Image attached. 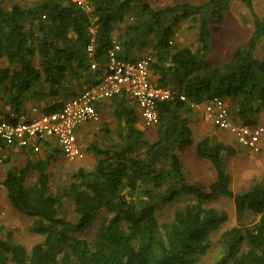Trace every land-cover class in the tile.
Listing matches in <instances>:
<instances>
[{
    "label": "trees",
    "instance_id": "16d2710c",
    "mask_svg": "<svg viewBox=\"0 0 264 264\" xmlns=\"http://www.w3.org/2000/svg\"><path fill=\"white\" fill-rule=\"evenodd\" d=\"M89 1L91 12L73 0H40L29 6L0 2V60L8 65L0 67V100L9 109L5 117L23 112L39 81L60 85L73 62L77 72L91 70L86 54L91 27L96 29L99 69L115 34L123 52L151 46V68L160 76L156 82L187 100L176 96L158 103L159 122L150 140L138 127L137 104L125 94L114 96L118 139L105 148L94 145L95 165L79 168L63 190L51 182L54 155L8 169L1 182L9 203L31 219L29 230L44 239L27 248L11 235L4 238L0 229V264H203L214 244L212 232L228 220L226 211L210 205L222 196L234 201L240 221L249 213L259 218L222 231L212 264H264V178L236 193L226 163L237 149L210 134L196 138L186 115L191 102L221 97L232 105L234 121L256 124L255 115L264 109V58L255 56L264 39V20L253 13V32L229 61L214 66L209 59L211 26L223 22L231 2L251 8L253 0L176 2L159 8L148 0ZM185 20L198 29L195 48L174 46ZM187 148L211 162L215 180L189 182L181 158ZM182 195L194 200L160 223L158 213ZM66 197L73 218L63 214ZM90 228L94 232L88 238L80 236Z\"/></svg>",
    "mask_w": 264,
    "mask_h": 264
},
{
    "label": "rangeland",
    "instance_id": "374dc122",
    "mask_svg": "<svg viewBox=\"0 0 264 264\" xmlns=\"http://www.w3.org/2000/svg\"><path fill=\"white\" fill-rule=\"evenodd\" d=\"M2 1L6 4H10L11 2H20L29 6L40 0H0V2ZM148 1L153 7L159 8L171 5L176 2H191L194 4H200L206 0ZM253 13L258 14V16L264 20V0H253L251 8L240 1H233L229 5V8L224 12L223 22L221 24H214L211 26L212 50L209 59L214 66H220L229 61L233 52L249 40L254 30ZM197 30L198 29L192 20H185L181 22L177 28V35L174 38V46L177 48H195L197 46ZM255 56L259 59L264 58V39H261L258 42L257 48L255 50ZM4 65H6V62L4 60H0V66ZM228 107L232 109L231 104ZM255 118L257 121L256 124L264 125V109L260 111L259 114L255 115ZM238 122L244 123V121L241 120ZM137 124L138 127L141 128L139 122ZM103 125L102 122L93 121L88 124H83L78 129L81 139V141L79 139V142L83 148L84 157L74 161H68L67 159L59 158L57 163L50 167L51 182L54 187H58L59 190L65 189L66 185L69 184L71 176L79 168L91 169L95 165V154L94 151L90 149L93 144L97 143L99 146L105 148L107 144H110V142H108L110 138L113 137L114 139H118L120 127H117V121L114 124H109L108 128L110 129V132H107L106 127ZM89 128L90 134L87 135L86 129ZM215 129H217L216 126ZM144 130L146 131L147 138L150 140L155 138V126L144 128ZM218 130L220 131V134H213L212 136L216 137L217 140H220L225 144L235 147L237 150L242 149V152L244 153L237 154V156L230 158L226 163V169L232 177L231 188L236 193H243L249 189L252 184L264 178V170L262 169L263 171H261L258 164L256 163H253L255 168L251 169V161L249 158L251 154H245V147L238 143L236 137L230 131H221L219 128ZM200 131V128L195 130L196 138H202L200 135L205 134V132ZM255 154H264V142L261 151ZM13 158L15 161L13 164H23V161L18 160L16 156ZM181 158L186 168L187 179L189 182H202L209 184L215 180L216 171L213 168L211 162L208 159L197 157L193 148H187L183 153H181ZM7 167L10 168L8 164H3L0 167V181L6 176ZM35 177V174L29 175V180L33 182ZM4 190V187L0 185V229L2 230V234L4 238H6L8 235H11L16 242L23 244L27 248H31L35 243L44 239V237L34 234L29 230L31 219L23 213H18L12 207L7 198V192ZM188 200H194V198L182 195L171 203L166 204L160 213H158L160 223L169 221L172 218L174 211L178 207L183 206V204ZM210 205L219 210L226 211L228 213V220L222 224L220 229L212 232L214 244L203 257V264H212L215 257L218 255L217 248H219V246L216 244V242L219 238V234L222 231L241 223L251 224L257 221L259 218L258 216L255 217L254 214L249 213L245 215V218H243L242 221H240L237 217L234 201L224 196L216 199ZM63 214L71 218L74 217L73 205L70 199L67 197L64 200ZM93 232L94 228H90L87 231L80 233V236L87 237Z\"/></svg>",
    "mask_w": 264,
    "mask_h": 264
},
{
    "label": "built area",
    "instance_id": "2783aa9c",
    "mask_svg": "<svg viewBox=\"0 0 264 264\" xmlns=\"http://www.w3.org/2000/svg\"><path fill=\"white\" fill-rule=\"evenodd\" d=\"M80 7L91 12L93 7L89 0H73ZM86 46V54L92 69L98 68L95 60L97 42L96 29ZM122 49L117 37L107 51L106 69L100 80L79 95L64 101L62 107L55 111L40 112L26 117L24 114L11 113L10 118H0V150L5 144H18L39 151L42 144L55 138L62 153L68 161L84 157L77 131L80 125L99 119L97 103L103 99L125 94L137 104L144 126L151 127L159 122L157 105L159 102L178 96L187 100L184 94H178L172 87L156 84L152 80V54L137 59H124L119 56ZM196 103L191 102L194 106ZM204 117L221 130L230 131L238 143L254 152L263 148L264 126L234 121L225 99L213 97L201 102ZM36 110V109H34Z\"/></svg>",
    "mask_w": 264,
    "mask_h": 264
},
{
    "label": "crops",
    "instance_id": "0c3cea01",
    "mask_svg": "<svg viewBox=\"0 0 264 264\" xmlns=\"http://www.w3.org/2000/svg\"><path fill=\"white\" fill-rule=\"evenodd\" d=\"M115 37H117L116 34H115ZM122 49L119 53V56L124 59H137V58L144 57L148 54H152L151 46L137 45L136 47H133L131 50L127 52H123ZM35 61L39 62V59L36 58ZM6 66L8 65H4L0 67H6ZM76 67H77V63L73 62L72 67H69L66 72L67 78L60 85L52 86L51 84L45 82L44 80L39 81L33 88L34 97L33 98L30 97L26 99V102L24 104V109H23V112H21V114H24L26 117H32V116L39 114L40 112H50V111H55V110L60 109L65 100H67L70 97L77 96L81 92H83L85 89H87L88 87L95 85L100 80L102 74L104 73L106 69V64L104 65L103 70L101 68L99 69L98 67L96 69L91 68V70L87 72H77ZM159 77L160 76L158 74L155 75L154 72L152 71L153 82L158 84L159 82H156V81ZM226 102L228 105L229 104L228 100H226ZM96 106L100 113L99 119L96 122L98 121L102 122V125L104 124L103 126L106 127L107 132H110V129L108 128L109 124H114L116 121L118 122L117 127H120L121 129L119 120L114 114L116 104L114 103L113 97L99 101ZM189 108L190 109L186 115H188L189 117L190 127L193 130L194 135H195V130H197L198 128H200L201 130L200 132L202 131L205 132V134L200 135L201 137H204L208 134L210 135L220 134V131L218 130V128L215 129V126L205 119L204 113H203V106L201 105V103H196L194 106L190 105ZM137 109H138V113H140L138 106H137ZM8 111H9L8 106L5 103H3L2 100H0V118H6L5 115ZM91 122L93 121H89L83 124H88ZM82 125H80L79 128ZM139 125L142 129L146 128V126H144L142 122V119ZM86 134L87 135L90 134V128L86 129ZM77 135H78V138L80 139L79 130L77 131ZM113 140H117V139H114L112 137L108 140V142L111 143V141ZM263 142H264V137H263ZM94 145L99 146L97 143L93 144L92 147H90L92 151H93ZM244 149L246 150L245 154L247 153L251 154L249 156L250 161H251V165H250L251 169L255 168L253 163H256L258 164L261 171H263L264 170V154L257 155L255 154L257 152L253 153L254 151L248 147H245ZM47 154L54 155L55 157V160L51 163L50 167L53 164L57 163L59 158L66 159L55 138H52L46 141V143L42 144L39 151H34L30 147H22L18 144H8L7 143L4 145L3 150H0V167L3 164H8L10 168L14 166H24L29 159L37 158L39 156H47ZM237 154H244V153L242 152V149L240 150L238 149ZM237 154L234 155L233 157L237 156ZM14 156H16L18 160L23 161V164H13L15 163L14 158H13ZM95 163H96V160H95ZM8 168L9 167H7L6 169V173L8 171ZM5 177L3 178V180L5 179ZM1 181H0L1 183L0 185L4 187ZM4 189L6 190L5 187Z\"/></svg>",
    "mask_w": 264,
    "mask_h": 264
}]
</instances>
